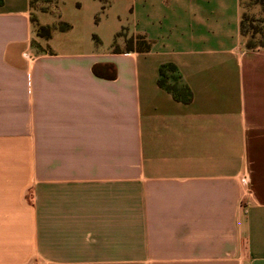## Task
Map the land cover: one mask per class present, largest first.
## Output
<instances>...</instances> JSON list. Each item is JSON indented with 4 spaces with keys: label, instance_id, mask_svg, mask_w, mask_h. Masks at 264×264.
I'll return each instance as SVG.
<instances>
[{
    "label": "crops",
    "instance_id": "crops-1",
    "mask_svg": "<svg viewBox=\"0 0 264 264\" xmlns=\"http://www.w3.org/2000/svg\"><path fill=\"white\" fill-rule=\"evenodd\" d=\"M31 3L0 0V264H264V47L239 0H121L108 45Z\"/></svg>",
    "mask_w": 264,
    "mask_h": 264
},
{
    "label": "rangeland",
    "instance_id": "rangeland-1",
    "mask_svg": "<svg viewBox=\"0 0 264 264\" xmlns=\"http://www.w3.org/2000/svg\"><path fill=\"white\" fill-rule=\"evenodd\" d=\"M93 0H32V10L34 12L40 9L46 11L41 16L44 22L52 23L58 19L57 26L62 27L61 23L74 25V28L83 21L89 24L92 31V39L95 43L108 45L111 37L103 35L99 31L107 18H116L120 16L121 20H127L128 15L124 7L121 6V0H108L104 6L99 1L93 7ZM241 8V17L243 21L242 36L245 45L254 48L264 47V4L258 0H239ZM52 27V26H51ZM59 29V28H58ZM105 36V39H104ZM107 37V38H106ZM129 45V44H128ZM137 48H142L143 44H136ZM167 78L173 89L178 86L179 80L174 70L167 69Z\"/></svg>",
    "mask_w": 264,
    "mask_h": 264
},
{
    "label": "trees",
    "instance_id": "trees-1",
    "mask_svg": "<svg viewBox=\"0 0 264 264\" xmlns=\"http://www.w3.org/2000/svg\"><path fill=\"white\" fill-rule=\"evenodd\" d=\"M101 2H103L104 6L107 4V0H100ZM261 4H264V0H258ZM62 24V27L60 26V29L62 30H65L69 27L68 24L66 23H61ZM242 27H243V21H242V17L240 19V32L242 34ZM51 27L50 26H42V25H37L36 27V32H37V35L40 36V37H43V38H49L50 36V33H51ZM135 40V43L136 44H139V42H143V50H147L149 48V42L145 40V38L141 35H137L135 37H130L129 39H127V43H132V41ZM130 45V44H129ZM114 49L115 50H118L117 46L114 44ZM248 48H254L253 46H250V45H247ZM107 67V65H106ZM111 67V66H110ZM112 68V67H111ZM166 69H171V70H174V67L173 66H170ZM115 74V71L112 70L110 76H113ZM161 75H162V78L160 79V83L163 84L165 82V79H164V70L162 69L161 70Z\"/></svg>",
    "mask_w": 264,
    "mask_h": 264
}]
</instances>
